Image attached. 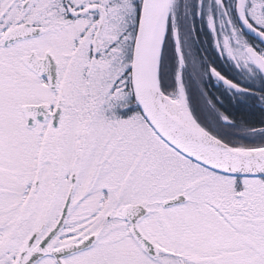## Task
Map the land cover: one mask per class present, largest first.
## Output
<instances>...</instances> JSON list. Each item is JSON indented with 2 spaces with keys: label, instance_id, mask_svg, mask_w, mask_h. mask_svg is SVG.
Masks as SVG:
<instances>
[{
  "label": "snow or ice",
  "instance_id": "snow-or-ice-1",
  "mask_svg": "<svg viewBox=\"0 0 264 264\" xmlns=\"http://www.w3.org/2000/svg\"><path fill=\"white\" fill-rule=\"evenodd\" d=\"M0 264H264V0H0Z\"/></svg>",
  "mask_w": 264,
  "mask_h": 264
}]
</instances>
